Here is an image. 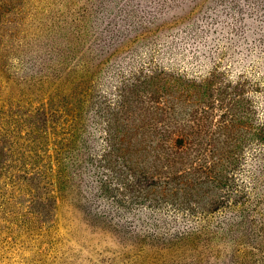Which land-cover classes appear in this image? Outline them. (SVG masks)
Instances as JSON below:
<instances>
[{
	"label": "rangeland",
	"instance_id": "1",
	"mask_svg": "<svg viewBox=\"0 0 264 264\" xmlns=\"http://www.w3.org/2000/svg\"><path fill=\"white\" fill-rule=\"evenodd\" d=\"M217 38L264 76V0H0V264H264V81Z\"/></svg>",
	"mask_w": 264,
	"mask_h": 264
},
{
	"label": "trees",
	"instance_id": "2",
	"mask_svg": "<svg viewBox=\"0 0 264 264\" xmlns=\"http://www.w3.org/2000/svg\"><path fill=\"white\" fill-rule=\"evenodd\" d=\"M190 30L196 31L193 28L190 29ZM199 30L203 31L202 28H200ZM221 37H222V35H221ZM200 41L201 40H197V42H195L196 45L198 43H200L199 46H197V48H194V52H193L197 56L201 52V50H198L199 48H201V49L204 48V50H206L207 48L215 47V49L213 50V56L204 60V61H206L205 62V67H208L207 74H210L212 71L218 70V66H219L218 62L220 63V61L223 60V58L227 54H230V55L233 54V56H234V53H235L234 50H232L231 52L227 53L225 46H220V44L222 43V42L219 43L220 41H222L221 38H217L214 41L215 42L214 45H212L211 47H209V44L211 43L210 40H207V41L203 40L202 42H200ZM260 41H264V40L260 39ZM169 48H170V51H171V45L167 44L166 52L169 51ZM178 48H179V46H178ZM164 53H165V49H164L163 54ZM177 53L184 55L183 48L181 49V51H178ZM175 55H177V54H175ZM230 55L227 56V57H229V66H233V68L230 70V76L226 72L222 73L223 79H225V78H227L229 76V78H227V79H228L230 88H238V86H242V85L243 86H248V87L251 86L252 88H254L255 85H257L258 83L264 81V76H260V75H262V73H259V71H257V69L259 68V64L257 62V59H254V57L252 55H251V57L243 58L241 54H236L235 58L239 56L240 60L239 59L238 60H234V59L231 58ZM208 61L212 62V64H208L209 63ZM186 62H188V63L190 62L189 58H188V60H186ZM233 73H234V75H236V77L234 79L231 78ZM178 75L183 76L181 74H178ZM255 90H257V89H255ZM237 96H240V94L237 93V94L234 95V97H237ZM178 125L185 127V125L181 124V123L180 124H176L175 123L173 125L169 124L168 125L169 130L166 129V131L171 133V134H174L177 131L173 130L172 126L178 128L179 127Z\"/></svg>",
	"mask_w": 264,
	"mask_h": 264
}]
</instances>
